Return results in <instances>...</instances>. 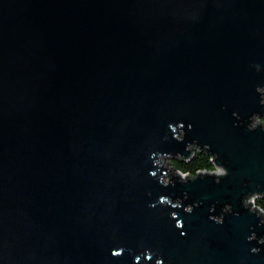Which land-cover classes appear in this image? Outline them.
I'll return each mask as SVG.
<instances>
[{
    "label": "water",
    "instance_id": "95a60500",
    "mask_svg": "<svg viewBox=\"0 0 264 264\" xmlns=\"http://www.w3.org/2000/svg\"><path fill=\"white\" fill-rule=\"evenodd\" d=\"M258 85L264 0H0V264H264L240 202L264 191V130L233 116L264 115ZM193 141L229 161L221 184L150 175ZM185 191L192 213L150 207ZM214 203L234 206L223 224Z\"/></svg>",
    "mask_w": 264,
    "mask_h": 264
},
{
    "label": "clouds",
    "instance_id": "9594fccd",
    "mask_svg": "<svg viewBox=\"0 0 264 264\" xmlns=\"http://www.w3.org/2000/svg\"><path fill=\"white\" fill-rule=\"evenodd\" d=\"M254 67L257 71L260 70V65L255 64ZM256 91L260 94V101L261 105H264V85H258L256 87ZM233 116L236 118L237 121L244 120L246 123L247 128L250 131H255L257 129L264 130V115L259 112L253 113L251 116L244 118L241 116L239 112H233ZM189 129L193 127V125L189 124L187 126ZM169 128L171 132L174 134V139L178 142H184L187 132L185 129V124L183 122H176L170 123ZM167 139V137H165ZM196 146L197 149H204L210 152L209 161L211 163V167H202L198 168L195 171L191 169H183L180 167L174 166L173 158H182L188 157L191 158L194 153L190 151L193 146ZM186 151L189 152L191 155H184L183 153H176L175 155L171 152H161V151H154L151 153V158L154 159V165L156 166V170L150 172V175L154 178L158 176V172L160 169H166L163 175L158 177L159 183L163 186L174 185L175 179L179 178L181 183H188L190 181H195L198 178H205L208 176L214 177L215 184H221L222 178L228 175V163L229 161L225 160L224 163H219V153L211 151L210 144H203L193 141L189 142L186 145ZM247 181H245V184ZM264 191H252L245 193L241 198L240 202L242 203L243 207L249 210L252 213H255L259 218V223L264 225V205L258 203V200L261 197V193ZM188 202L185 205V202ZM158 204L169 205L173 209L183 208L185 212L192 213L196 207H200L203 205V201L201 200H191L188 195V192L185 191L182 197H178L173 199L170 195H161L158 201H154L150 203V207H157ZM234 206L231 203L223 204L219 210L217 209V204L214 203L211 205L210 212L212 213L209 216V219L215 221L216 223L223 224L225 222V216L228 213L234 212ZM236 215H239V212H235ZM171 218L176 220V227L179 229H184V221L183 219L178 218V213L176 211L171 212ZM186 231H182L181 235H186ZM247 240L249 242L255 241L257 245L264 246V235L258 234L257 232L253 231L249 236H247ZM125 251L124 247H120L118 249H114L112 252L113 256H121L122 253ZM128 251H132L129 249ZM261 251V247L253 246L251 248L252 253H259ZM144 256L147 261H152L154 257L155 264H165L164 258L162 256H157L155 252L151 249H145L144 253L135 256L136 264H140L141 258Z\"/></svg>",
    "mask_w": 264,
    "mask_h": 264
},
{
    "label": "trees",
    "instance_id": "16d2710c",
    "mask_svg": "<svg viewBox=\"0 0 264 264\" xmlns=\"http://www.w3.org/2000/svg\"><path fill=\"white\" fill-rule=\"evenodd\" d=\"M175 167H180L183 169H191L192 171H195L198 168L202 167H211V163L209 161V156H207L203 152H195V155L192 160L186 162V161H174ZM258 203L264 205V199H259Z\"/></svg>",
    "mask_w": 264,
    "mask_h": 264
}]
</instances>
